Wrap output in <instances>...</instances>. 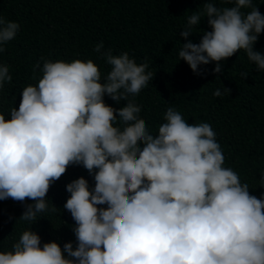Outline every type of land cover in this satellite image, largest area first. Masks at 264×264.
Returning a JSON list of instances; mask_svg holds the SVG:
<instances>
[{
    "label": "clouds",
    "instance_id": "1",
    "mask_svg": "<svg viewBox=\"0 0 264 264\" xmlns=\"http://www.w3.org/2000/svg\"><path fill=\"white\" fill-rule=\"evenodd\" d=\"M224 2L233 6L208 0L187 17L179 61L196 75H203L201 65L215 63L218 77L222 62L243 50L264 72V55L253 50L264 15L252 0ZM202 17L211 31L193 43L189 37ZM19 28L0 17V53ZM103 47H94L110 66L103 81L92 60L41 57L43 66L35 64L33 72L39 69L42 78L22 90L10 119L0 114V201L24 205L18 221L58 211L47 194L68 167L82 166L95 182L91 189L83 177L66 185L63 208L75 222V248L41 246V237L25 230L11 251L0 252V264H264V195H251L239 174L224 166L210 123L189 124L168 107L158 134H150L141 107L129 97L139 95L153 73L127 52L113 55ZM11 81L9 66L0 64V90ZM105 95L127 104L115 109Z\"/></svg>",
    "mask_w": 264,
    "mask_h": 264
},
{
    "label": "trees",
    "instance_id": "2",
    "mask_svg": "<svg viewBox=\"0 0 264 264\" xmlns=\"http://www.w3.org/2000/svg\"><path fill=\"white\" fill-rule=\"evenodd\" d=\"M208 0H0V17L20 25L16 37L0 53V64L9 66L11 83L0 90V114L10 119L9 110H18L21 92L35 86L42 73L33 66L44 59L53 62L92 60L101 72V79L110 66L94 51L103 42L102 51L111 49L113 55L127 52L136 63H147L146 71L153 73V80L139 95L129 97L141 107L139 117L152 135L165 121L168 107L179 111L189 123H210L216 132L217 142L225 156V167L239 174L242 183L249 185L251 195H264L260 183L264 174V72L257 71L243 50L222 62L221 74L213 75L215 63L201 65L196 75L182 60L180 48L187 41L180 36L187 17L202 11ZM218 8L231 7L224 0H212ZM264 15V0H252ZM245 12L251 9L243 10ZM211 31L207 18L189 39L199 43L202 35ZM264 55V33L253 46ZM248 73L244 79L241 73ZM218 78V79H217ZM224 88L229 94H224ZM220 89L222 95L215 97ZM104 102L115 109L126 106L107 95ZM119 119V117H117ZM143 147V145H141ZM83 177L94 188V178L82 166H70L55 182L48 194L49 203L58 209L44 213L37 221H18L24 205L11 199L0 201V252L11 251L12 244L25 230H32L41 237V246L57 242L63 249L65 243L75 248L72 228L75 222L63 205L69 198L66 185ZM33 203V201H26ZM98 207H106L98 206ZM67 257V254L65 253Z\"/></svg>",
    "mask_w": 264,
    "mask_h": 264
}]
</instances>
